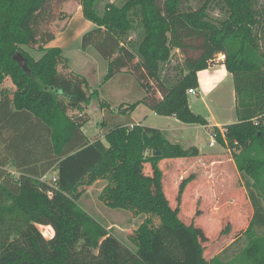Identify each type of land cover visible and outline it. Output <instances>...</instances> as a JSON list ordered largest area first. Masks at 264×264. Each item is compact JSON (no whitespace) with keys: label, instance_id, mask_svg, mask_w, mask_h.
<instances>
[{"label":"trees","instance_id":"trees-1","mask_svg":"<svg viewBox=\"0 0 264 264\" xmlns=\"http://www.w3.org/2000/svg\"><path fill=\"white\" fill-rule=\"evenodd\" d=\"M186 1L164 0L160 6L158 0H125L102 7V0H78L83 19L93 25L81 36L80 49L93 48L107 60L102 84L125 73L143 89V98L121 106L119 113L131 114L143 104L158 116L202 126L207 121L190 110L187 91L198 88L199 71L214 66L219 54L225 56L221 64L232 76L237 122L224 128V137L217 128L211 133L222 147L239 149L232 160L251 181L253 214L245 248L225 262L206 261L199 230L181 221L164 195L159 163L195 157L197 149L185 150L158 129L140 125H117L103 141L87 140L83 111L98 92L90 94L87 80L67 69L61 48L46 47L55 38L42 26L53 19L52 0H0V84L17 74L25 77L27 90L38 92L36 99L32 91L22 93L16 109L46 127L52 151L41 172L0 182V264H264V235L254 232L264 229V9H257L255 0H218L223 17L213 21L207 14L213 0L183 10ZM184 37L199 39L201 52L186 59V73L170 83L161 68L174 50H185ZM16 52L26 59L29 76L12 59ZM61 66L67 70L61 72ZM153 83L159 97L150 92ZM100 107L108 105L100 102ZM155 150L159 156H153ZM141 163L152 167L153 180L136 172ZM53 169L55 181L43 180ZM100 179L106 184L98 198L107 208L145 217L129 237L132 247L78 205L85 187ZM190 181L181 180L178 197ZM38 226L50 227L51 238H44Z\"/></svg>","mask_w":264,"mask_h":264},{"label":"rangeland","instance_id":"rangeland-1","mask_svg":"<svg viewBox=\"0 0 264 264\" xmlns=\"http://www.w3.org/2000/svg\"><path fill=\"white\" fill-rule=\"evenodd\" d=\"M124 1L102 0L101 5L102 7L109 3L120 5ZM163 1L158 0L160 6ZM202 3L203 0H187L183 3L182 9L196 10ZM78 4V0H52L53 19L51 22L48 20V22H43L42 26L47 31L57 35L59 40L56 45L63 48V56L68 61L67 69L87 80L90 94L95 91L98 92V97H93L90 104L85 108L87 121L83 130L86 136H103L113 127L129 124L132 121H140L148 127L159 128L166 125V120L162 116L143 113V110L146 109L142 105L131 116L128 113L118 112L121 106L124 108L139 101L144 96V91L138 86L135 78H132V81L127 83V87L122 89L124 91L121 90V93L115 92L114 83L109 86H106V83L102 84L103 77L107 73L108 62L93 48H88L84 52L81 51V36L91 30L93 25L91 26L90 22L83 19L81 14L75 16L78 11ZM218 4V0H213L210 7L208 6L207 14L213 21L221 20L223 17V12L219 10ZM255 4L257 9H264V0H255ZM71 18L73 19L71 20ZM85 24H90L91 28L86 29ZM65 30L64 35L61 36L60 32ZM132 38H134V35H132ZM182 43L185 46V50H174L171 60L161 68V76L169 79L170 83L181 77L182 73H186L185 60L195 59L201 52L200 40L195 37H184ZM24 50L36 59L40 57V54L35 51L28 48H24ZM218 63H215V65ZM67 69L62 66L59 68L61 72ZM6 79L15 87V91L10 93L15 102L19 101L22 93L29 95L30 91H32L31 97L34 99L38 97L36 90L30 89L29 91V89H26V84L23 85L25 77L13 74L6 77ZM16 81L18 82L17 86L15 84ZM102 85L104 87H101ZM222 86H225V83ZM229 86L231 87V85ZM7 87H3V89L0 87V90H5L6 93ZM154 88L155 83L152 84L150 92L154 93L155 97H159L158 94L155 95ZM229 93L230 90L226 89L223 99L224 107L214 109L215 115L218 114L220 117V122H232V119H235L232 108L233 103ZM103 101L107 102L109 106L101 109L100 102ZM190 101L194 109L193 112L196 114L205 113L206 105L209 108L212 107L208 99L204 103L197 97H191ZM69 114L72 113L69 112ZM145 114L147 119L143 120ZM193 132L194 136L197 135V142L200 143V149L204 154L207 155L220 149V144L215 139V147H209L210 138L205 131L194 129ZM223 149H220L218 153L212 154L219 155L214 157L220 163H209L210 158L207 160L206 157L208 156H204L201 159L207 165V170L200 172L199 167L195 165L192 170L184 175L183 179L191 177V181L180 197H178V186L182 180L180 179L181 173H179V181L175 187L174 182L177 176H168L167 174L174 163L166 162L160 164L162 168L161 184L164 195L170 206L173 209H178L179 219L199 230L198 238L203 247V256L206 261L217 257L220 261L225 262L238 256L247 245L246 230L253 214V209L248 199L249 186L247 184L251 181L237 171L232 160L233 154H238L239 149L230 148L227 144ZM188 159L192 163V160L196 158L189 157ZM175 167L174 165L173 168ZM137 168L136 172L145 174L151 180L154 179L152 167L145 169V171L149 170L150 174L142 172L143 166L141 165ZM105 184V180L100 179L90 186H86L78 200V205L111 235L115 236L123 244L132 247L129 237L135 232L145 217L134 215L129 211L107 208L98 198ZM155 188L153 190L154 194H156ZM155 223L157 222L155 221ZM37 228L44 238H51L53 231L50 227L38 226ZM254 232L258 236L264 235V229H256Z\"/></svg>","mask_w":264,"mask_h":264},{"label":"crops","instance_id":"crops-1","mask_svg":"<svg viewBox=\"0 0 264 264\" xmlns=\"http://www.w3.org/2000/svg\"><path fill=\"white\" fill-rule=\"evenodd\" d=\"M80 14L82 15L81 7L78 4V11L75 14V16ZM72 19L73 18H71V20ZM91 26L90 24H85L86 29H90ZM66 30L64 32H60V35L61 36L64 35ZM54 36H55L54 40L49 42L46 45V47H58L63 50L61 46L56 45L59 39L57 35L54 34ZM132 78L133 77L129 74L120 73L115 75L112 79H110L106 83V86L107 85L109 86L114 83L115 92L118 93L122 89H125L127 87V83L131 82ZM197 81H198V88L196 89V95L187 94L188 105L190 110L193 112L194 109L191 105L192 102L190 101L191 97H197L200 99V101L204 103L206 99H208V101L212 104L211 108H209L206 105L205 113H200L202 115L193 112L194 114L203 117L207 121V125L205 126L186 125L180 123L174 117H163L166 120V125L159 128L149 127L161 131L164 137L167 139V141H169L171 144H178L185 150L189 148L197 149L198 155L197 157H194L196 159H193L192 163H190L191 160H189L188 158L168 159V160H163L159 163V167L161 163H166V162L174 163L171 169L167 172V174L168 176L169 175L170 176L173 175L174 177L177 176L174 182L175 187L177 186L179 181L178 179L179 173H181L180 179H183L184 175H186L187 172L192 170L195 165L199 167L200 172H204L205 170H207V165L204 163V160L201 159V157L208 156L206 158L207 160H209L210 158L209 163H220V161L216 160V157H214V156L218 157L219 155H212V154L218 153L220 149L224 150L223 147L220 145L219 146L220 149L207 155L204 154L200 149V143L197 142V135L194 136L193 130L201 129L205 131L209 135L211 141L212 140L211 132L214 128L220 130L237 122V118L235 114L236 102H235L233 80H232V76L226 71L224 65L218 63L217 65L209 67L206 70L199 71L197 73ZM224 83L225 86H222ZM229 85H231V87ZM0 87H2V89L3 87H7L6 93L5 90H0V182H1V180H3L5 177H9L11 179L16 180L19 176L22 175H30L41 172L45 167L44 166L45 163L48 160H50L52 156V151L49 142L50 141L49 132L47 131L46 127L42 123L37 121L34 115L29 113L28 111L16 109L18 101L15 102L13 98L10 96L11 95L10 93H13L15 91V87L12 86L9 80H7L6 78L0 84ZM101 87L104 86L102 85ZM226 89L230 90L229 97H231L233 103L232 108L236 119V120L232 119V122H220L219 115L218 114L215 115L214 112V109H221V107L222 108L224 107L223 104L225 103L223 102V99ZM5 98L9 99V103L2 102L3 99ZM101 103L107 104L109 106V104L105 101ZM140 105H142L146 109L143 110V113H146L147 115L149 114L156 115L143 104H139L136 107V109L129 115L130 116L133 115L135 111L141 107ZM83 113L86 114L85 109ZM146 114L144 115L143 120L147 119ZM133 125L148 127L143 125V123H141L140 121H132L131 123L124 124L123 126L131 127ZM83 133L86 136L84 130ZM104 136L105 135L94 137L93 135L91 137L86 136V138L90 142L96 139H100L103 141ZM213 147H215V144L212 146V148ZM140 165L143 166L142 172L149 173V170L145 171V169L149 168L150 165L145 163H141ZM174 165L176 166L175 168H173ZM160 169L162 170L161 167ZM55 173H56L55 169H53L52 171L48 172V175H52ZM140 174L145 176V174L143 173Z\"/></svg>","mask_w":264,"mask_h":264},{"label":"built area","instance_id":"built-area-1","mask_svg":"<svg viewBox=\"0 0 264 264\" xmlns=\"http://www.w3.org/2000/svg\"><path fill=\"white\" fill-rule=\"evenodd\" d=\"M225 59V56L224 55H222V54H219L217 57H216V59L214 60V62L215 63H218V62H222L223 60ZM187 94H191V95H196V90L194 89V90H188L187 91ZM132 127V126H131ZM130 127V128H131ZM219 133L221 134V136L222 137H224V133H225V129L224 128H222V129H220L219 130ZM211 138H212V140L209 142V146L210 147H212L213 145H214V143H215V141H214V139H215V134H212L211 133ZM51 180L52 182H54L55 181V177L54 176H50V177H43V180Z\"/></svg>","mask_w":264,"mask_h":264},{"label":"water","instance_id":"water-1","mask_svg":"<svg viewBox=\"0 0 264 264\" xmlns=\"http://www.w3.org/2000/svg\"><path fill=\"white\" fill-rule=\"evenodd\" d=\"M12 59L18 64V66L20 67V69L27 75H30V71L27 67V63H26V59L22 57V55L19 52H16L14 54V56L12 57ZM160 153L155 150L153 153V156H159Z\"/></svg>","mask_w":264,"mask_h":264}]
</instances>
